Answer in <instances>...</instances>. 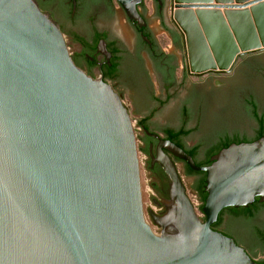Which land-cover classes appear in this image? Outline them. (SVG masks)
Here are the masks:
<instances>
[{
    "label": "water",
    "instance_id": "water-1",
    "mask_svg": "<svg viewBox=\"0 0 264 264\" xmlns=\"http://www.w3.org/2000/svg\"><path fill=\"white\" fill-rule=\"evenodd\" d=\"M174 2L172 20L182 35L190 76L229 73L240 57L264 51V0ZM158 37L165 48L167 36ZM69 46L34 0H0V264H264L211 228L222 209L264 200V136L231 143L211 156L210 164L197 165L174 142L138 126L151 115L150 125L160 133L166 126L177 128L183 92L174 91L156 110L145 93L88 75ZM215 60L222 67H212ZM192 63L203 67L193 69ZM263 66L264 54L249 55L223 83L189 76L188 84L195 80L200 92L226 95L252 90L264 99V76L256 72ZM154 88L160 96L155 81ZM221 104L209 98L199 107L201 121L216 123L209 133L229 121L212 110ZM193 113L190 109V117ZM143 132L157 140L154 153L149 145L151 162L168 179L159 214L151 198L153 209L142 200L137 140L142 145ZM204 135L201 129L182 141L192 146ZM164 150L205 174L201 211L195 192L204 218ZM184 177H194L185 165ZM148 181L153 191L149 173ZM263 222L261 213L247 229L226 211L222 228L253 250L248 234Z\"/></svg>",
    "mask_w": 264,
    "mask_h": 264
},
{
    "label": "flooded vegetation",
    "instance_id": "flooded-vegetation-1",
    "mask_svg": "<svg viewBox=\"0 0 264 264\" xmlns=\"http://www.w3.org/2000/svg\"><path fill=\"white\" fill-rule=\"evenodd\" d=\"M34 1L40 10L47 13L64 33L68 44L73 48L71 54L74 62L88 75L94 77L99 74L103 79L105 73L112 69L113 79H106L105 82L113 80L117 85L123 87L126 85L137 90L140 94L145 93L147 99L154 102L156 110L164 107L172 98L174 91L183 92L185 100L180 106L181 119L177 128H191L192 133L199 132L201 129L205 130L204 138L193 142V145L198 144L194 161H200L199 157L206 158L215 146L224 143L249 142L257 136H264V99L252 90L238 92L234 89L226 95L215 92V90L206 93L200 92L195 88L197 83L195 80L188 84V80L192 77L197 79L208 77L212 81L223 83L225 80L223 76L231 74L242 57L264 54V51L240 57L229 73L190 76L186 69L182 35L172 20L174 0H124V5L118 0ZM132 11L137 15L135 18L129 16V12ZM158 33H165L167 36L166 47H169V50L162 47ZM179 68L180 72L178 73ZM256 72L264 76V68L256 69ZM154 81L161 92L160 96L155 92ZM118 94L121 96V93ZM130 98L132 102L135 101V98L131 96ZM209 98L215 99L218 104L222 103L219 105L220 107H216L217 109H212L213 112L219 113V116L224 119H229L227 122L218 123L222 126L212 133L206 130L215 126L216 123L204 122L199 119L202 116L199 107L204 100L208 99L209 101ZM195 101L199 102L197 106H194ZM190 109L194 111L191 117ZM152 119L153 116L149 117L141 129L143 131L146 129L162 139H168L164 134L151 127ZM190 121L193 122L192 125H188ZM165 128L172 127L166 126ZM139 138L142 139V148L146 150L147 169L155 193V197L151 200L154 205L159 207V210L155 212L159 214L163 211L161 201L168 197V179L161 167L157 163L151 162L149 145L152 144L154 153L157 140L145 132L141 133ZM188 147L191 146L186 143L183 149L187 152ZM164 152L172 158L174 163L179 160L167 151L164 150ZM184 165L186 164L184 163ZM191 179L192 183L196 180L194 177ZM256 199L259 201L258 197ZM259 202L263 204V209L256 212L260 215L264 214V200ZM231 208L241 207L222 209L216 221L211 224V228L231 237L252 259L260 262L253 254L262 252L264 255V222L254 225L248 234L247 241L253 245V250H251L246 242L238 240L235 234L222 228L223 214L226 211L231 213ZM263 259L264 257L260 260L264 261Z\"/></svg>",
    "mask_w": 264,
    "mask_h": 264
},
{
    "label": "trees",
    "instance_id": "trees-1",
    "mask_svg": "<svg viewBox=\"0 0 264 264\" xmlns=\"http://www.w3.org/2000/svg\"><path fill=\"white\" fill-rule=\"evenodd\" d=\"M105 74L106 75H104V77H103L104 81H106V79H113V77H114L112 69L108 70V72ZM149 117H151V115H148L147 117L140 119L138 122V126L142 127V125L145 122H147ZM163 132H164V135L166 136V138H168L170 141L178 144L181 148H184L185 144L182 140H183V138L189 136L192 133V129L191 128H185V127H179L177 129L164 128ZM257 138H259V137L257 136L253 140H255ZM140 140L142 141L141 138H140ZM253 140H251V141H253ZM235 143H239V142H235ZM228 145H229L228 143H224V144H221L219 146H215L209 152V154L207 155L206 158H204L202 161H194L195 164L200 165V166L210 164L211 161H210L209 156H211V155L213 156L219 150L227 147ZM197 147H198V144H195L191 147H188V149H187V153L193 158V160H194V154L197 150ZM140 151L143 152L144 154H146V150H144L142 147L140 148ZM185 169H186L187 174L193 175L196 179L194 181V183L192 184V188L195 190L196 194L198 195V197L201 201V205L199 207V210L201 211L203 201H204L205 196H206V193L204 192V189H203L204 188L205 174L203 172H200V171H193L187 165H185ZM262 209H263V204H261L256 199L253 204H250L248 206L241 207L238 209L231 208V214H232L234 219L239 220L241 222L240 223L241 225H244L247 229H249L251 221L254 220L259 215L257 213L260 212ZM263 240H264V233H263ZM259 261L263 262L262 260H259Z\"/></svg>",
    "mask_w": 264,
    "mask_h": 264
},
{
    "label": "rangeland",
    "instance_id": "rangeland-1",
    "mask_svg": "<svg viewBox=\"0 0 264 264\" xmlns=\"http://www.w3.org/2000/svg\"><path fill=\"white\" fill-rule=\"evenodd\" d=\"M254 28L256 30L257 33H255V35H259V24L257 25L254 22ZM70 48V52L72 53L73 48L72 46H69ZM246 57V56H244ZM244 57H242L241 59H243ZM240 59V60H241ZM227 75V74H226ZM137 145H138V159H139V165H140V185H141V194H142V200H146V209H153L152 208V204H151V200L153 197H155V193L154 191H150L149 189V181H148V173H147V165H146V157L144 156V154L139 150L142 145L139 143V141L137 140ZM176 167L182 177L185 189H186V193L190 199V201L196 205V196H195V190L192 188V179L193 177H184V163L183 162H176ZM196 211L198 213V209L196 207ZM199 217L203 218V216L201 214H198Z\"/></svg>",
    "mask_w": 264,
    "mask_h": 264
},
{
    "label": "bare ground",
    "instance_id": "bare-ground-1",
    "mask_svg": "<svg viewBox=\"0 0 264 264\" xmlns=\"http://www.w3.org/2000/svg\"><path fill=\"white\" fill-rule=\"evenodd\" d=\"M191 34V33H190ZM193 34V33H192ZM189 46L190 47H193L194 46V43H193V40L191 39V37L189 38ZM214 57H216L215 55L214 56H212V58H214ZM216 59V58H215ZM192 67H193V69H196V70H198V69H200V68H202L203 66H199L198 64H193L192 63ZM212 67H214V68H216V69H218V68H220V67H222L216 60L214 61V66H212Z\"/></svg>",
    "mask_w": 264,
    "mask_h": 264
},
{
    "label": "built area",
    "instance_id": "built-area-1",
    "mask_svg": "<svg viewBox=\"0 0 264 264\" xmlns=\"http://www.w3.org/2000/svg\"><path fill=\"white\" fill-rule=\"evenodd\" d=\"M191 203H192V202H191ZM192 205H193V207H194V209H195L196 214L198 215V213H197V211H196V207H197V206H195V203H194V204L192 203ZM196 205H197V203H196ZM201 215L203 216V214H201Z\"/></svg>",
    "mask_w": 264,
    "mask_h": 264
},
{
    "label": "crops",
    "instance_id": "crops-1",
    "mask_svg": "<svg viewBox=\"0 0 264 264\" xmlns=\"http://www.w3.org/2000/svg\"><path fill=\"white\" fill-rule=\"evenodd\" d=\"M246 8H249V6H247Z\"/></svg>",
    "mask_w": 264,
    "mask_h": 264
}]
</instances>
